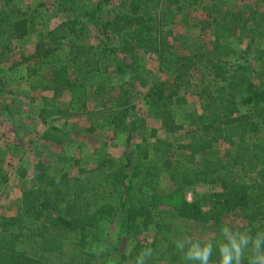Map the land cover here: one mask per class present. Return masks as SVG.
I'll list each match as a JSON object with an SVG mask.
<instances>
[{
  "label": "trees",
  "instance_id": "trees-1",
  "mask_svg": "<svg viewBox=\"0 0 264 264\" xmlns=\"http://www.w3.org/2000/svg\"><path fill=\"white\" fill-rule=\"evenodd\" d=\"M103 3L111 6L107 18L100 16ZM213 3L221 9L224 1ZM51 5V13L46 3L34 10L13 11L9 0H0V74L25 65L21 80L29 90L50 94L40 97L37 115L44 126L39 139L45 146L64 145L70 126L65 120L89 115L100 120L101 129L112 139L125 135L124 153L112 157L96 152L97 165L80 167L77 175L68 170L85 161L68 158L64 152L52 161L37 162L15 214L0 215V264H106L108 254L91 252L88 245L97 239L104 222L118 223L119 242L132 240L128 264L150 248L148 242L136 240L143 232L146 238L152 233L157 241L147 264H184L171 241L175 221L205 227L206 237L233 213H241V228L264 224V137L249 140L264 128V70L229 61L241 53L234 45L236 32L248 30L254 35L261 22L254 24V30L246 24L235 28L232 11L225 9L221 20L202 23L207 39L203 52L184 55L174 48L175 42L184 43V37L169 40L164 29L174 26L180 14L185 15L183 27H197L186 22V10L192 9L188 1L97 0L88 8L83 0H55ZM67 12L72 16L44 29L48 13L56 17ZM31 36L37 40L34 52L15 61L14 44ZM146 56L154 58L155 72L138 62ZM126 76L144 90L146 110L140 119L144 123L170 122L176 129L173 109L186 106L187 89L194 90L200 106L186 114L191 130L173 157L165 152V139L150 141L159 129H150L149 136L141 134L134 142L136 106L126 95L114 93L115 83ZM64 92L69 94L66 107L59 105ZM8 93L12 99L3 106L7 113L29 112L28 104L13 91ZM89 103L103 108L87 112ZM239 106L248 107L249 113L237 115ZM220 145L226 146L223 152ZM153 155L157 162L150 160ZM162 170L175 187L171 192H158ZM19 173L25 177V170ZM6 182L0 168V188ZM199 184L216 191L188 203L187 190Z\"/></svg>",
  "mask_w": 264,
  "mask_h": 264
},
{
  "label": "rangeland",
  "instance_id": "rangeland-1",
  "mask_svg": "<svg viewBox=\"0 0 264 264\" xmlns=\"http://www.w3.org/2000/svg\"><path fill=\"white\" fill-rule=\"evenodd\" d=\"M55 0H9V7L13 11L17 10H34L40 3H46V11L51 13V4ZM97 0H83L88 4V8L94 6ZM118 0H113L115 3ZM188 1L192 9L186 10L188 16L186 22L189 26L197 25V27H183L181 25L184 21V14H180L176 18V24L172 27L165 28L164 33L166 37L175 35L183 36L184 43L179 42L174 45V48L178 50L179 54L192 55L198 51L203 52L201 48L206 46L207 39L204 36V32L201 31L202 23L206 20H221L224 10H231V20L235 28H241L244 24L252 30L255 29V23H260V30L254 35L248 30L238 34L236 32L237 40L234 45L241 51L238 54L237 59L232 58L229 60L232 63L240 62L250 65L254 70H264V0H223L224 3L221 9H218L214 5V0H182ZM80 4H83L82 2ZM110 4V2H109ZM109 4H102L100 13L103 18L109 16L111 6ZM79 5V4H78ZM45 17L43 27L50 30L54 28L60 21L67 17L72 16L71 12L59 14L56 17L51 15ZM185 13V12H184ZM91 38H95L96 30L92 28ZM253 32V31H252ZM250 33V34H249ZM36 37L31 36L29 39L22 43L14 44L15 49L11 52L14 53L15 61L20 59L21 54L23 56L30 55L34 52L36 45ZM112 46L117 50L118 44L115 40H112ZM249 46V48H248ZM206 49V48H205ZM261 58V59H260ZM13 61V62H15ZM12 62V61H11ZM139 63L147 69L156 71V62L153 57L146 56V58L139 59ZM11 64V63H10ZM9 64V65H10ZM146 64V65H145ZM7 65V66H9ZM42 72H45L42 70ZM48 72V71H47ZM26 76L25 65L20 66L9 72H3L0 74V81L4 86L0 87V168L2 172L7 176V182L0 188V215L12 216L15 214V210L18 206L21 191L24 188L30 186L33 178V168L37 162L54 160L55 155L64 152L68 158L73 160L83 159L85 162L69 169V162H67V170L70 175H77L78 169L92 168L97 165L100 157L95 155L96 152L102 154H109L112 157H120L124 153V134L119 135L117 138L112 139L105 129H101L100 120L92 118L89 115H83L81 117H75L66 119L65 121L70 123V126L66 129L68 132V140L62 146H45V144L39 139V135L42 132L44 126L38 121V111L41 106L40 97L50 95L49 93L31 92L27 87V84L21 79ZM160 76V75H159ZM162 79L163 76H160ZM116 84L115 95L129 100L132 104H135L137 111L138 122L136 123V131L134 134V142L139 141L140 135H150V129H159L156 137L151 139L154 142L156 138L165 139L168 143L165 146V152H168V157H173V154H177L176 146L183 142L187 138V132L191 130V127L185 120L187 113L193 110H198L200 104L196 96H194V90L192 88L187 89L185 95L188 104L179 108L173 109V115L175 119V127L170 122L156 123L149 119L147 122H140L145 115V106L143 104V93L136 81H133L128 76ZM186 90V89H181ZM14 92L15 96L21 103L28 104L27 110L29 112L17 114L7 113L3 106L8 104L12 99L8 92ZM69 100V94L64 92L59 101V105L66 107ZM103 107L95 103H89L87 112H95L101 110ZM23 110V108H22ZM249 113V108L245 106L238 107L237 115H246ZM64 122H57L58 125H62ZM72 125V126H71ZM94 128V129H92ZM264 137V128L260 130L257 136L251 135L250 141H257L258 138ZM219 149L223 152L226 146L220 145ZM161 156V154H159ZM70 160V161H73ZM151 161L157 162V156L153 155L150 158ZM25 170V177H20V171ZM174 185L169 180V175L162 170V175L159 184L160 192H171L174 190ZM216 191V188L209 185H196L192 189L187 190L185 194V200L191 203L195 198L202 197L204 195L212 194ZM206 209V205L204 207ZM227 222L233 223L236 226H243L244 222L241 218V213H233L227 218ZM175 228L171 235V241L175 242L181 235L192 232V235H200L206 237L207 229L205 227L197 225L192 221L177 220L175 221ZM243 224V225H242ZM146 232L141 233L136 240L142 242H148L149 247H157V241L153 237L152 233L148 232L147 238ZM119 242V225L118 223H101L100 232L97 235L96 240L90 239L89 249L94 253L108 254L106 264H128L126 257L132 249V240L126 241L125 238H121ZM110 247V248H109Z\"/></svg>",
  "mask_w": 264,
  "mask_h": 264
},
{
  "label": "clouds",
  "instance_id": "clouds-1",
  "mask_svg": "<svg viewBox=\"0 0 264 264\" xmlns=\"http://www.w3.org/2000/svg\"><path fill=\"white\" fill-rule=\"evenodd\" d=\"M184 264H264V224L238 227L222 222L210 237L183 234L174 242ZM151 248L142 249L134 264H147Z\"/></svg>",
  "mask_w": 264,
  "mask_h": 264
}]
</instances>
